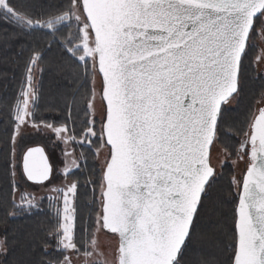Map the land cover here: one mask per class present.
I'll return each instance as SVG.
<instances>
[{"label": "snow or ice", "instance_id": "snow-or-ice-1", "mask_svg": "<svg viewBox=\"0 0 264 264\" xmlns=\"http://www.w3.org/2000/svg\"><path fill=\"white\" fill-rule=\"evenodd\" d=\"M0 24L52 37L45 49L36 40L4 129L9 135L0 152L13 207L31 214L45 197L22 191L23 181L43 185L54 172L43 147H20L25 129L47 131L65 144V175L80 166L70 144L99 141L107 149L92 181L98 208L79 232L78 181L51 189L55 222L46 239L56 255L38 264H185L217 177L212 150L221 135L232 134L223 128L224 113L242 91L252 37L264 34V0H0ZM53 43L62 66L100 75L99 126L95 91L79 129L71 116L75 100L66 102L69 113L59 123L38 118L35 71ZM236 134L239 146L223 151L247 161L232 180L226 264H264V106L251 109ZM101 234L114 240L108 253ZM9 250V238H0V255Z\"/></svg>", "mask_w": 264, "mask_h": 264}, {"label": "trees", "instance_id": "trees-1", "mask_svg": "<svg viewBox=\"0 0 264 264\" xmlns=\"http://www.w3.org/2000/svg\"><path fill=\"white\" fill-rule=\"evenodd\" d=\"M36 4L59 5L66 0H31ZM75 30V25H72ZM5 32L8 34L5 35ZM39 39L41 49L52 42V37L37 30L33 35L15 33L7 26L0 24V149L5 148V141L9 133L4 131L10 123L9 111L20 93L22 81L26 72L28 57L32 54V48L36 47ZM255 49L250 41L246 64L248 69L242 83V91L235 100L233 106H228L224 113L223 128L231 132V135H221L216 145L222 150L227 147L232 152L238 147L240 137L236 134V128L242 125L248 112L256 107L264 89V76L256 72L253 57ZM60 50L53 43L51 51H45V56L39 62L36 71V81L41 92L38 101L37 114L39 119L49 122L63 121L68 115L69 108L66 102L75 105L71 108V116L76 120V127L82 126L85 116L86 101L92 95V75L86 76L83 69L67 67L60 64ZM99 126V119H97ZM81 137L77 136V140ZM73 146L78 150L82 159L78 169H73L67 178L78 181V194L73 203L77 210V231L82 226H87L90 216L95 215L98 205L94 196L99 195L98 186L92 181H97L101 174V167L96 161V148L99 141H93L92 146ZM235 154L230 155L231 157ZM4 153L0 152V238L7 236L10 241L8 254L2 255L0 264H38L43 260H49L56 255L52 251L54 243L47 240L48 232L55 222V209L53 203L43 200L38 208L31 209V214L20 212V215L8 216L7 207L11 201L10 188L3 163ZM232 169L225 164L217 173L213 182L211 195L205 201V207L201 211L197 233L192 244L185 251L183 260L185 264H226L228 235L232 217V198L235 189L232 185ZM93 189H96L94 192ZM49 249L45 255L44 248Z\"/></svg>", "mask_w": 264, "mask_h": 264}, {"label": "rangeland", "instance_id": "rangeland-1", "mask_svg": "<svg viewBox=\"0 0 264 264\" xmlns=\"http://www.w3.org/2000/svg\"><path fill=\"white\" fill-rule=\"evenodd\" d=\"M251 43L253 44V47L255 49L254 57H253V63L256 72L262 74L264 76V60H261L260 62H256L257 57H264V34L261 35H254L251 39ZM37 71V69H36ZM35 71V75H36ZM36 79V78H35ZM92 95L93 91H95V113L97 115V119H99V116L102 111V104H101V79L99 75H96L95 77L92 76ZM91 95V97H92ZM264 97V89L261 98L256 104V107L261 106L260 101ZM235 103V100L231 101L229 106H233ZM91 111V110H90ZM79 141V140H78ZM240 142V141H239ZM34 144H40L42 145L46 153L49 157L50 163H52L54 167V172L52 176L50 177L49 182H45L43 185L40 184H33L28 182L27 180L23 181V188L22 191H28L33 193L38 199L40 197H45L43 200H47L50 203H53L54 209L56 207L55 203L53 201H50L48 197H54L57 196L56 192L51 191L53 188H64L68 183H70L72 180L67 178L65 174H63L62 170L64 167L65 162V144L57 139L55 135H52L51 133L47 131H36L35 129L29 127L25 129V135L23 140L20 142V147L23 149H26L27 147L34 145ZM77 143L76 145H78ZM239 146V144H238ZM75 149V152L77 156H80V159L78 160V163H80L82 156L78 152V150L73 146V144H70L68 146V150L71 151L72 149ZM96 152V161L102 168L107 149L102 148L101 145H99L98 148L95 150ZM246 161L247 157H245L244 160H240L237 158L236 155L234 156H226L224 151L219 148L217 145L212 150V163L216 166V172H220L222 170V167L227 164L230 165L232 169V178L239 179L242 173L245 170L246 167ZM75 168H72V170ZM42 200V201H43ZM41 201V202H42ZM40 202V203H41ZM101 241L102 246L106 253L110 252L111 248L114 245L113 238L106 237L103 234H101ZM2 258V255H0V259ZM103 259V258H100Z\"/></svg>", "mask_w": 264, "mask_h": 264}, {"label": "flooded vegetation", "instance_id": "flooded-vegetation-1", "mask_svg": "<svg viewBox=\"0 0 264 264\" xmlns=\"http://www.w3.org/2000/svg\"><path fill=\"white\" fill-rule=\"evenodd\" d=\"M17 202H19V196L17 195ZM13 213L14 215H20V211H18L16 208L13 207L12 203L9 202L8 207H7V214L8 216H12Z\"/></svg>", "mask_w": 264, "mask_h": 264}, {"label": "water", "instance_id": "water-1", "mask_svg": "<svg viewBox=\"0 0 264 264\" xmlns=\"http://www.w3.org/2000/svg\"><path fill=\"white\" fill-rule=\"evenodd\" d=\"M100 76V75H99ZM100 79H101V77H100ZM261 106H264V105H261ZM36 146H40V147H43L42 145H40V144H34V145H31V146H29V147H36ZM44 148V147H43ZM45 149V148H44ZM45 152H46V150H45ZM47 154V153H46ZM245 170H246V167H245ZM244 170V171H245ZM28 182H30V183H33V184H38V183H35V182H31V181H28Z\"/></svg>", "mask_w": 264, "mask_h": 264}]
</instances>
